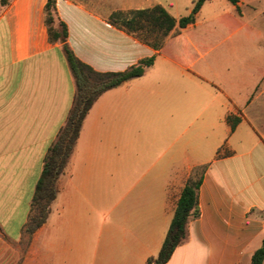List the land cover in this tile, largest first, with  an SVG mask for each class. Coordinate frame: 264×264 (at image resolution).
<instances>
[{
	"label": "crops",
	"instance_id": "crops-1",
	"mask_svg": "<svg viewBox=\"0 0 264 264\" xmlns=\"http://www.w3.org/2000/svg\"><path fill=\"white\" fill-rule=\"evenodd\" d=\"M55 1L69 47L96 71L155 61L93 105L24 264L40 231L42 264H148L198 169L200 215L167 264H251L264 240V24L244 22L243 8L264 0H240L211 26L200 11L160 50L110 22L160 0ZM47 3L0 8V262L21 257L45 157L76 93L63 44L49 39Z\"/></svg>",
	"mask_w": 264,
	"mask_h": 264
},
{
	"label": "trees",
	"instance_id": "trees-1",
	"mask_svg": "<svg viewBox=\"0 0 264 264\" xmlns=\"http://www.w3.org/2000/svg\"><path fill=\"white\" fill-rule=\"evenodd\" d=\"M207 1L209 0H197L191 13L179 20L166 8L158 5L151 9L113 13L110 22L131 34L137 35L146 44L160 50L172 32L176 29H185L196 22L197 14ZM228 1L237 6V11L240 12L238 7L240 0ZM45 13L50 42H62L75 79L76 93L66 124L60 130L44 160L43 170L35 188L30 214L24 229V234L29 239L42 228L50 215L51 205L58 194V179L64 173L72 157L83 123L93 105L107 91L132 79L142 77L155 61L154 57L144 59L122 72H98L79 60L69 47L67 27L63 22H58L56 19L55 0H48ZM228 121L234 130L239 120L228 118ZM202 180V172L198 169L181 193L159 255L150 259L148 264H167L175 250L186 240L190 221L200 215L198 192ZM251 264H264V240L262 246L254 253Z\"/></svg>",
	"mask_w": 264,
	"mask_h": 264
},
{
	"label": "rangeland",
	"instance_id": "rangeland-1",
	"mask_svg": "<svg viewBox=\"0 0 264 264\" xmlns=\"http://www.w3.org/2000/svg\"><path fill=\"white\" fill-rule=\"evenodd\" d=\"M6 1V0H5ZM164 7L176 18L181 19L183 17L188 16L194 3L197 0H160ZM3 0H0V8L2 7ZM233 4L228 0H210L205 3L201 12L198 21L204 26H211L215 24V18L219 14H223L226 12H230L232 10ZM264 8L263 5H259L257 7L247 6L243 8V17L244 22L251 26H258L259 24H264V15L261 14ZM259 18V19H258ZM217 29H221L218 26ZM177 87L181 89V81L177 82ZM28 237L25 236L22 242V250H20V259L14 258L12 256V251L4 256L3 260L0 264H24V258L28 252L30 244ZM35 249L34 254L29 256V260L26 262L27 264H42V234L41 231L35 237Z\"/></svg>",
	"mask_w": 264,
	"mask_h": 264
}]
</instances>
